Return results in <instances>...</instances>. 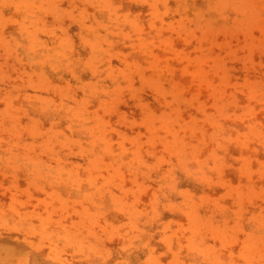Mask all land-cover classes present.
Instances as JSON below:
<instances>
[{"label": "rangeland", "instance_id": "1", "mask_svg": "<svg viewBox=\"0 0 264 264\" xmlns=\"http://www.w3.org/2000/svg\"><path fill=\"white\" fill-rule=\"evenodd\" d=\"M0 264H264V0H0Z\"/></svg>", "mask_w": 264, "mask_h": 264}]
</instances>
